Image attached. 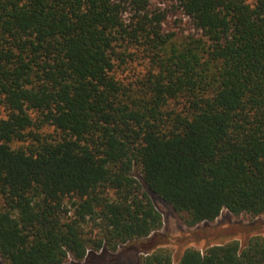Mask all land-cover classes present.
I'll return each instance as SVG.
<instances>
[{
    "label": "trees",
    "instance_id": "1",
    "mask_svg": "<svg viewBox=\"0 0 264 264\" xmlns=\"http://www.w3.org/2000/svg\"><path fill=\"white\" fill-rule=\"evenodd\" d=\"M151 193L264 213V0H0V255L115 251L162 228ZM139 264H264V235Z\"/></svg>",
    "mask_w": 264,
    "mask_h": 264
},
{
    "label": "rangeland",
    "instance_id": "2",
    "mask_svg": "<svg viewBox=\"0 0 264 264\" xmlns=\"http://www.w3.org/2000/svg\"><path fill=\"white\" fill-rule=\"evenodd\" d=\"M146 64L141 60L127 66L122 74L126 82L143 74ZM151 198L163 214L164 223L160 230L146 238L121 244L115 251L98 250L88 259L77 261L71 258L66 264H139L142 256L158 247L168 248L175 261H178L188 247L204 250L211 243L230 239H237L244 244L254 235H264V213L254 217L247 213L234 215L224 209L213 221L189 226L185 222V214L177 211L158 194L151 193ZM0 264L10 263L0 255Z\"/></svg>",
    "mask_w": 264,
    "mask_h": 264
}]
</instances>
